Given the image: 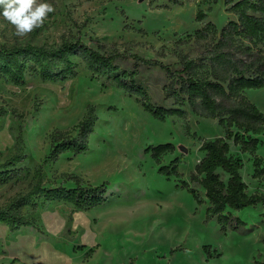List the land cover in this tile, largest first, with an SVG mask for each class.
<instances>
[{
	"label": "rangeland",
	"instance_id": "rangeland-1",
	"mask_svg": "<svg viewBox=\"0 0 264 264\" xmlns=\"http://www.w3.org/2000/svg\"><path fill=\"white\" fill-rule=\"evenodd\" d=\"M237 1V0H234ZM50 3L41 27L20 37L0 17V43L59 45L80 39L92 46L159 60L178 61L180 52L196 57L205 41L194 37L197 28L213 22L221 30L237 17L226 0H42ZM203 10L206 16L197 20ZM77 76L66 81L42 80L27 70L22 84L0 78V162L15 152L23 139L26 158L11 168V179L0 183V208L24 195L37 183L36 171L50 152V135L72 130L90 105L99 116L89 149L62 154L43 166L44 186L75 187L66 174L84 183H108L102 205L78 210L66 202L33 197L21 208L35 221L18 232L0 224V264H261L264 262V206L233 211L246 221L240 230L223 231L216 218L208 219L205 190L202 202L182 187L205 155L201 144L225 135L216 119L188 111L185 118L154 117L123 89L106 79H95L84 61L72 57ZM154 102L164 101L166 75L147 73ZM247 96L264 112V87ZM77 132L73 131V135ZM254 154L241 152L230 140L231 154L243 162L242 176L249 193H264V177L254 176L255 157L264 159V132ZM173 143L161 165L178 160L181 178L160 171L152 145ZM192 184V183H191ZM193 185V184H192Z\"/></svg>",
	"mask_w": 264,
	"mask_h": 264
},
{
	"label": "trees",
	"instance_id": "trees-1",
	"mask_svg": "<svg viewBox=\"0 0 264 264\" xmlns=\"http://www.w3.org/2000/svg\"><path fill=\"white\" fill-rule=\"evenodd\" d=\"M226 3L231 4L229 11L237 19L230 20L221 30L213 22L197 28L194 37L205 44L196 57L180 52L177 62L165 64L135 53L92 46L80 39L52 46L0 43V78L22 84L26 71L31 70L44 81H66L77 76L72 60L77 56L84 61L93 78L106 79L123 89L156 119L185 118L189 110L198 116L216 119L225 135L203 140L200 149L205 155L191 174L193 185L183 179L181 186L189 189L199 203L202 199L198 187L203 188L209 203L208 219L216 218L225 232L240 230L246 221L233 211L264 206V193L248 192L241 173L243 162L231 154L229 142L233 140L241 152L254 154L260 144L256 135L264 132V112L246 94L248 89L264 87V0H226ZM205 16L200 10L196 19L199 21ZM153 68L165 72L166 82L162 89L164 101L169 100V105L153 101L147 77ZM98 119L95 106L90 105L72 130H56L50 135V152L36 171L37 183L26 194L16 196L8 207L0 208V223L11 231L35 225V221L21 211L33 204V197L70 203L78 210L105 203L107 182L93 185L84 183L80 176L66 174L67 179L76 181L75 187L43 185L44 165L56 162L66 152L78 155L89 149L90 136ZM73 131L77 134L73 135ZM149 149L161 165L163 156L173 152L175 145L163 143ZM25 158L20 136L14 154L0 162V183L11 179L10 169ZM160 171L169 176H183L177 159L169 165H161ZM254 176L264 177L262 157H255Z\"/></svg>",
	"mask_w": 264,
	"mask_h": 264
},
{
	"label": "clouds",
	"instance_id": "clouds-1",
	"mask_svg": "<svg viewBox=\"0 0 264 264\" xmlns=\"http://www.w3.org/2000/svg\"><path fill=\"white\" fill-rule=\"evenodd\" d=\"M53 11V6L42 0H0V17L11 24L20 37L41 27Z\"/></svg>",
	"mask_w": 264,
	"mask_h": 264
},
{
	"label": "crops",
	"instance_id": "crops-1",
	"mask_svg": "<svg viewBox=\"0 0 264 264\" xmlns=\"http://www.w3.org/2000/svg\"><path fill=\"white\" fill-rule=\"evenodd\" d=\"M0 224H1V223H0ZM1 225H4V226H3V231H4V232L8 233L9 231H11L10 228H9L7 225H5V224H1ZM25 226H26V225H25ZM31 226H32V229H35L34 225H31ZM18 229H19V228H18ZM18 229L14 230V231H12V232H18Z\"/></svg>",
	"mask_w": 264,
	"mask_h": 264
}]
</instances>
